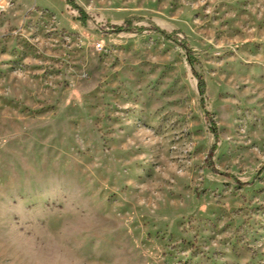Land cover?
Segmentation results:
<instances>
[{
	"label": "rangeland",
	"instance_id": "374dc122",
	"mask_svg": "<svg viewBox=\"0 0 264 264\" xmlns=\"http://www.w3.org/2000/svg\"><path fill=\"white\" fill-rule=\"evenodd\" d=\"M74 1L0 0V264H264V0Z\"/></svg>",
	"mask_w": 264,
	"mask_h": 264
},
{
	"label": "trees",
	"instance_id": "16d2710c",
	"mask_svg": "<svg viewBox=\"0 0 264 264\" xmlns=\"http://www.w3.org/2000/svg\"><path fill=\"white\" fill-rule=\"evenodd\" d=\"M67 2H68L69 5L73 6L75 9H77L81 13L83 20H86L88 18L87 13L81 7H79L75 3L74 0H67ZM130 26L131 25L128 24L126 27H115V29L117 31H129V30H131V27ZM156 31L159 32V33H161L166 38H171L170 35H168L164 31H161L160 29H156ZM187 52L191 56V51H189L187 49ZM198 85H199L200 94L203 97L204 94H205V92H206V82H205V80L202 77H198ZM202 103H203V101H202ZM206 116H207V118L211 119V114L208 111H206ZM227 177H231V176L227 175Z\"/></svg>",
	"mask_w": 264,
	"mask_h": 264
},
{
	"label": "crops",
	"instance_id": "0c3cea01",
	"mask_svg": "<svg viewBox=\"0 0 264 264\" xmlns=\"http://www.w3.org/2000/svg\"><path fill=\"white\" fill-rule=\"evenodd\" d=\"M44 2V0H42Z\"/></svg>",
	"mask_w": 264,
	"mask_h": 264
},
{
	"label": "built area",
	"instance_id": "2783aa9c",
	"mask_svg": "<svg viewBox=\"0 0 264 264\" xmlns=\"http://www.w3.org/2000/svg\"><path fill=\"white\" fill-rule=\"evenodd\" d=\"M100 48V47H99Z\"/></svg>",
	"mask_w": 264,
	"mask_h": 264
}]
</instances>
